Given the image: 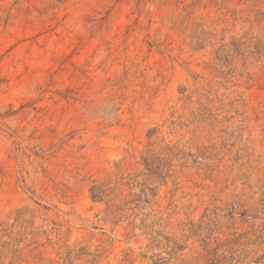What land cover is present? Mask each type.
<instances>
[{
  "label": "rangeland",
  "instance_id": "rangeland-1",
  "mask_svg": "<svg viewBox=\"0 0 264 264\" xmlns=\"http://www.w3.org/2000/svg\"><path fill=\"white\" fill-rule=\"evenodd\" d=\"M0 264H264V0H0Z\"/></svg>",
  "mask_w": 264,
  "mask_h": 264
}]
</instances>
